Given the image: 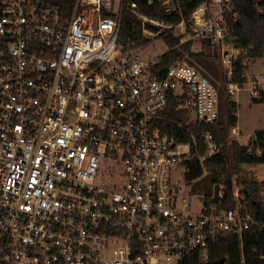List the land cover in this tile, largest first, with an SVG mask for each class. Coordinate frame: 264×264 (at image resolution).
<instances>
[{
	"label": "built area",
	"instance_id": "1",
	"mask_svg": "<svg viewBox=\"0 0 264 264\" xmlns=\"http://www.w3.org/2000/svg\"><path fill=\"white\" fill-rule=\"evenodd\" d=\"M121 2L0 0V264H181L191 252L206 261L215 237L256 224L236 186L234 207H216L223 181L179 197L174 172L185 175L191 159L219 147L206 131L193 154L157 122L170 96L189 122L218 119L217 87L186 57L213 47L230 79L246 53L228 39L233 0H199L187 17L181 0L146 1L174 22L131 4L141 35L159 41L153 55L141 54L148 45L118 44ZM160 35L177 41L169 46ZM185 44L184 57L160 67ZM249 64L242 84L225 82L224 97L241 89L260 97L264 74H248ZM227 134L238 135L236 126Z\"/></svg>",
	"mask_w": 264,
	"mask_h": 264
},
{
	"label": "trees",
	"instance_id": "2",
	"mask_svg": "<svg viewBox=\"0 0 264 264\" xmlns=\"http://www.w3.org/2000/svg\"><path fill=\"white\" fill-rule=\"evenodd\" d=\"M57 5H70L72 0H49ZM147 0H122L120 15V30L118 44L126 50L138 49L148 45L151 40L141 35L140 21L130 10L135 4L136 10L153 18L174 22L178 17H169L158 10L157 3L148 5ZM199 0H181V12L187 17L197 6ZM234 10L238 12L236 21L230 27L229 41L237 49L244 50L245 55H238L231 64L230 79H226L223 71L215 63L216 53L213 47H207L206 52L187 55V60L194 64L204 75H207L217 87L219 98L224 104V117L209 125L188 121V114L176 110V98L169 97L166 107L161 111L157 122L163 133L179 142H188L193 154L202 153L203 144L201 135L208 131L212 134L219 151L214 156L200 162L195 158L187 163L185 180L191 183L206 174L209 193L212 184L223 181L225 197L223 200H214L217 208H232L235 199L232 187L240 189L238 202L243 206L256 224L251 225L240 235L226 233L215 237L209 243L208 257L201 261L197 252H191L184 257L181 264H264V201L261 191L264 184L256 181H244L240 177V167L246 164L264 163V130L254 133L250 151L241 150V145L234 139L228 141L227 131L236 124V102L223 95V85L227 81L242 84V77L247 70L244 60L261 58L264 55V0H233ZM233 33V34H232ZM164 41L172 46L176 39L160 35ZM188 44L181 45L167 51L161 58L160 67L166 68L172 61L184 57ZM221 81L220 85L217 83ZM217 81V82H216ZM257 150L259 154H257ZM220 202V204H218ZM223 259L218 263L219 259Z\"/></svg>",
	"mask_w": 264,
	"mask_h": 264
},
{
	"label": "rangeland",
	"instance_id": "3",
	"mask_svg": "<svg viewBox=\"0 0 264 264\" xmlns=\"http://www.w3.org/2000/svg\"><path fill=\"white\" fill-rule=\"evenodd\" d=\"M158 43L159 41L152 39L147 46L148 50L146 52H141V54L145 53L153 55L158 53L160 48ZM218 68L220 70L219 66ZM247 72L248 74L256 77L264 74V55L261 58L252 60L249 64ZM217 83L220 85L221 81L219 80ZM220 86L222 87V84ZM245 87H248V84H246ZM249 94L250 93L247 90L241 89L235 96L231 97V100L236 102L237 105L235 113L237 121L235 126L238 135L227 136L228 141L235 139L241 146H246L248 151L252 148L254 133L258 130H264V96L260 94L258 99H252ZM218 117H224V109L221 100L218 102ZM205 175L206 174H204L201 178L188 183L185 180L182 169H177L172 175V179L179 183V197H190L193 193H204V190L209 187ZM240 177L244 181H256L264 184V163L242 165L240 167ZM104 178H107L106 175ZM261 195L264 201V188L261 191ZM194 204H196L195 200Z\"/></svg>",
	"mask_w": 264,
	"mask_h": 264
},
{
	"label": "water",
	"instance_id": "4",
	"mask_svg": "<svg viewBox=\"0 0 264 264\" xmlns=\"http://www.w3.org/2000/svg\"><path fill=\"white\" fill-rule=\"evenodd\" d=\"M246 149V146H241V150L244 151ZM222 258L218 260V263H221L222 262Z\"/></svg>",
	"mask_w": 264,
	"mask_h": 264
},
{
	"label": "crops",
	"instance_id": "5",
	"mask_svg": "<svg viewBox=\"0 0 264 264\" xmlns=\"http://www.w3.org/2000/svg\"><path fill=\"white\" fill-rule=\"evenodd\" d=\"M261 95H262V96H264V92H263V90H262V93H261ZM246 149H247V148H246Z\"/></svg>",
	"mask_w": 264,
	"mask_h": 264
}]
</instances>
